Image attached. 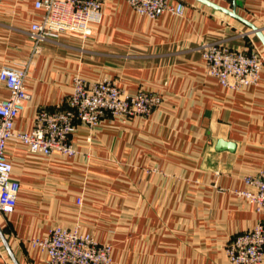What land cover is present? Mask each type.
Masks as SVG:
<instances>
[{
	"label": "crops",
	"instance_id": "0c3cea01",
	"mask_svg": "<svg viewBox=\"0 0 264 264\" xmlns=\"http://www.w3.org/2000/svg\"><path fill=\"white\" fill-rule=\"evenodd\" d=\"M205 1L240 20L200 0H171L184 5L182 15L156 19L105 0L88 38L63 35L34 54L26 34L39 15L33 0H0V69L27 66L28 99L15 130L30 131L37 111L60 107L75 77L160 97L146 117L76 125L71 158L6 142L20 189L14 211L0 213V229L18 264H47L31 240L55 227L110 245V264H230L229 241L264 223L236 193L252 191L244 178L264 171V67L255 85L232 91L206 73L199 50L222 40L264 57L246 24L264 37V0ZM7 96L0 81V100ZM218 140L234 150L216 149ZM0 264H14L1 240Z\"/></svg>",
	"mask_w": 264,
	"mask_h": 264
},
{
	"label": "built area",
	"instance_id": "2783aa9c",
	"mask_svg": "<svg viewBox=\"0 0 264 264\" xmlns=\"http://www.w3.org/2000/svg\"><path fill=\"white\" fill-rule=\"evenodd\" d=\"M104 1L33 0L39 15L26 33L32 42V52L39 53L44 43L55 42L63 35L88 38L92 26L101 23ZM125 1L133 11L149 19L166 13L181 16L184 10L181 2L172 5L171 0ZM199 50L206 73L221 87L232 91L255 85L264 67V57L256 49L233 50L222 40L202 43ZM26 76V65L0 69V81L8 92L7 98L0 100V213L4 215L14 211L20 189L5 156L9 139H17L30 153L43 156L57 153L71 158L76 154L71 141L76 125L93 130L106 118L125 122L132 117H146L160 103L155 94L128 93L107 79L86 82L75 77L72 91L60 107L52 111L40 109L30 131H17L14 122L28 99ZM244 183L253 190L236 193L244 196L257 213L264 214V171L245 177ZM31 244L46 251L47 264L111 263L110 245L76 230L55 227L46 237L32 239ZM225 253L230 264H260L264 256V223L259 221L252 229L235 235L226 245Z\"/></svg>",
	"mask_w": 264,
	"mask_h": 264
},
{
	"label": "water",
	"instance_id": "95a60500",
	"mask_svg": "<svg viewBox=\"0 0 264 264\" xmlns=\"http://www.w3.org/2000/svg\"><path fill=\"white\" fill-rule=\"evenodd\" d=\"M200 1H202L203 3H205V4H207V5L211 6V7H213L214 9H217V10L223 11V12H225L226 14H228V15H230V16H232V17L238 19V20H240V18H239V17H238L233 11L230 12V11H228V10H226V9H223V8H221V7H219V6H216V5L212 4V3H209V2H207V1H205V0H200ZM233 5L235 6V3H233ZM234 6H233V7H234ZM246 24H247L248 26H250V28L256 33V35L259 37V39L261 40V42H262L263 45H264V37L262 36V34H261V33H260L255 27H253L252 25H250V24H248V23H246ZM234 147H235V146H234L233 143L226 142V141H223V140H218L217 145H216V149L224 148V149H226V150H228V151H233V150H234ZM0 240H1L2 244L4 245V247H5V249H6L7 253H8V255H9V257H10L11 260H12V262H13L14 264H18L17 261L15 260L14 256H13V254H12V251H11V249H10V247H9L8 241H7V239L5 238V236H4V234H3V232H2L1 229H0Z\"/></svg>",
	"mask_w": 264,
	"mask_h": 264
}]
</instances>
